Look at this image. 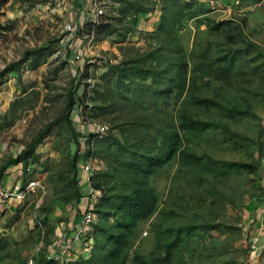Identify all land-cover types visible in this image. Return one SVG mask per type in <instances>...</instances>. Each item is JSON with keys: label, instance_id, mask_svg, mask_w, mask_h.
Listing matches in <instances>:
<instances>
[{"label": "trees", "instance_id": "trees-1", "mask_svg": "<svg viewBox=\"0 0 264 264\" xmlns=\"http://www.w3.org/2000/svg\"><path fill=\"white\" fill-rule=\"evenodd\" d=\"M8 1L0 0V8ZM113 2L119 5L114 13L78 25L79 31L96 41L117 33L124 40L141 15L157 10V25L148 33L152 45L129 55L120 46L121 59L106 65L91 95L85 87L78 94L88 85L86 65L65 94L60 114L2 166L39 162L37 147L64 124V134L57 131L52 144L60 161L45 168L50 199L37 208L47 229L43 239L39 230L37 240L48 245L54 219H63L53 203L76 206L84 197L77 163L92 157L97 168L91 184L101 195L86 236L91 248L70 264H241L247 253L240 244L241 215L232 220L228 210L264 200V46L245 32L246 16L217 19L206 0ZM189 21L198 34L186 43L180 34ZM22 61L7 64L0 80ZM21 103L13 102L11 110ZM75 107L82 119L89 114L109 122L104 139L86 133L84 156L81 133L70 118ZM13 122L1 116L0 131ZM160 176L170 181L164 198L154 184ZM144 231L153 240L147 253L137 247ZM238 241L236 256L223 259ZM7 245L0 232V252ZM52 263L44 253L34 256L33 264Z\"/></svg>", "mask_w": 264, "mask_h": 264}, {"label": "rangeland", "instance_id": "rangeland-1", "mask_svg": "<svg viewBox=\"0 0 264 264\" xmlns=\"http://www.w3.org/2000/svg\"><path fill=\"white\" fill-rule=\"evenodd\" d=\"M82 1L85 0H9L0 8V25L3 27L0 28V71L9 63L23 60L16 71L17 76L14 80L16 83H21L22 88L19 94L17 92L11 94L8 90V83L13 81V76L6 74L0 80V92L5 97L3 99L5 101L4 108L0 107V117L6 114L8 118L14 120L13 124L3 131V135L10 145H15V148L24 147L39 131L44 129L47 123L60 114L64 106L65 94L76 82V73L84 72L87 68L86 65H89L88 72L92 81L98 83L100 82L99 78L108 68L106 63L100 61L101 58H110L114 64L122 57L123 52L120 50V46L124 49L125 54L129 55L137 49L140 51L149 49L152 45L148 38V33L151 30L145 29L144 25L150 23L152 17L155 16V11L141 15L136 25V31L127 34L124 40L117 33L97 41L94 40L92 45H87V34L80 32L79 27L74 25L79 43L84 41L86 49L82 50L81 59L76 60L74 55L80 53L75 49L76 41L73 51L71 50V57L64 40H62L65 33L64 26L71 22L69 17L76 10L75 4L80 5ZM113 1L101 0L102 3L108 5L106 12L114 13L112 10L116 11L119 8V5ZM205 3L212 9L211 15L217 19L246 16L245 32L255 42L264 46V0H239V3H235L234 0H230V2L206 0ZM83 5L84 3L81 6ZM111 7L113 9H110ZM201 29H204V26ZM197 34L194 21H189L180 35L187 43L192 42ZM198 36L200 41H206L205 34ZM83 84L84 82H82ZM83 87L85 90L89 89L87 86H82L78 90L81 92ZM91 93L90 89L89 94L91 95ZM15 101H22V103L14 106V111H12L11 104ZM74 117L70 112V118L73 120ZM92 117L90 118L89 114H84L83 120L88 123V120L104 121L109 125L107 120H103L104 116ZM57 131L64 134L63 123L53 128L52 132L44 137L39 151L41 148L44 149L45 144H50L49 142L52 141ZM44 152L41 154L44 155ZM80 152L84 156L85 145ZM38 167L40 166L37 165L33 170L39 171ZM169 183V179L165 176L154 180L161 198L167 195ZM49 199L50 191L46 187L43 195L42 193L40 195L29 194L24 201L14 204L16 208L13 212H10L8 208L0 207V232L8 240L6 249L0 252V264H15L19 259L28 260L41 253L45 255L46 245L42 240H37V237L40 230V238L43 239V230H46L47 226L41 224L39 219L42 214L36 204L39 201L44 205ZM247 204L244 210H231L230 208L228 210L232 220L237 214L241 215V219L236 221L238 226L244 223L242 214L249 209ZM61 216L62 214L57 217ZM57 219L56 221L54 219V224ZM142 228H146V224H143ZM212 233L218 234L216 230ZM152 244V236L143 233L137 247L143 253H147ZM238 245H240L239 241L233 243L232 252L229 255L224 254L223 259L235 257L239 251H237ZM259 258V264H264V255Z\"/></svg>", "mask_w": 264, "mask_h": 264}, {"label": "crops", "instance_id": "crops-1", "mask_svg": "<svg viewBox=\"0 0 264 264\" xmlns=\"http://www.w3.org/2000/svg\"><path fill=\"white\" fill-rule=\"evenodd\" d=\"M81 4L79 5L78 3L75 4V12H72L70 14L69 20L74 23V25H76L78 27V25L80 26L82 23H84V19L87 17V9H90L89 7V1L85 0L80 2ZM84 3L83 6H81ZM155 16H153L152 20L150 21V23L147 25H144L145 29H150L153 30L154 26L157 24V20H158V16H159V12L156 10L155 12ZM152 16V15H151ZM142 22L140 23V27H141ZM143 27V25H142ZM75 49L76 51L82 52L83 49H86V46L84 44V41L79 43V39H77L76 45H75ZM73 51V50H72ZM70 52V56H71V52ZM72 57V56H71ZM8 74H10L11 76H13L12 80H15V77L17 76L16 71H10ZM9 82L8 83V90L12 93L17 92L18 94L21 92V83H16L14 82ZM23 84V83H22ZM24 90V89H23ZM8 91V92H9ZM25 91V90H24ZM23 91V92H24ZM80 90H78V94H80ZM3 94V93H2ZM0 92V107L4 108L5 105V101H3V99L5 97H3V95ZM7 98V97H6ZM71 113L75 116L74 117V121L73 124L76 128L77 131H79L81 133V136L78 137L79 142H80V151L82 149V147H84L85 145V141H86V133H88L89 131V125L88 122H85L82 117L80 116V113L78 112V110H76V107L74 109H72ZM7 129V128H5ZM5 129H2L0 131V170H1V178H0V186H3L5 188H9L12 187L15 184H24L26 182V175L24 174V170L26 167L23 166L22 162L19 163H13V164H8L6 165L4 168H2V166L4 164H6V161L9 158H15L17 156V154L20 153V151L23 149V147L21 148H15L14 144H9L6 141V138L4 137V133L3 131ZM89 134V133H88ZM54 139V137H53ZM53 139L52 141H50L48 145L45 144L44 149L41 148V151H45L44 155L41 154L42 152L39 151V145L36 149L37 153L40 154L39 157V162L34 163V164H30L28 166H30L32 168V175L36 176L40 182L45 186V191H46V187L47 190L50 191L49 189V185H48V181H47V175L48 173H50L49 171H46L45 168H47L46 166H50L51 164H56L58 161H60V153L57 150H54L52 147L53 144ZM86 148V146H85ZM69 149L71 152H74L75 150V144L74 142H71L69 144ZM41 152V153H40ZM83 159V158H82ZM92 164L95 166L96 162H92ZM32 165V166H31ZM37 165H39V171H34L33 168L37 167ZM27 166V167H28ZM77 167H78V163H77ZM79 175V184L81 185V190L82 193L85 194L86 190L88 189V183L85 182V174L82 173H78ZM263 182H264V175H263ZM41 192H37L35 195H40ZM263 201V202H262ZM256 202V203H252L250 202L248 205L249 209L246 210V212H244L242 214V218H243V227H247V229L256 232L259 231L260 232V245L262 247L261 249V254L260 257L262 255H264V200ZM3 202V203H2ZM20 202L15 201V200H10V201H2L0 199V207L1 208H8V210L10 212H13L14 209L16 208L14 206V204H18ZM247 203V202H246ZM85 205H86V200L84 197H82V199L80 200V202L76 205V206H72L71 204H66L63 205L60 202H55L52 204V209L55 211V215H61V217H63L62 220L56 222L54 224V235L52 237L51 242L46 245V251H45V257L50 259L51 257H53L54 255H56L58 248L62 242V238L64 233L67 234L68 232L72 231L76 222H78V220L81 218L83 211L85 209ZM251 206V207H250ZM246 209V208H245ZM253 228L256 229V231L252 230ZM252 232V233H253ZM247 239L248 237L245 236L243 237L242 241L240 242V244L242 246H246L247 245ZM91 248V241L90 240H86V242L84 243H79L77 245V252L75 255V259L83 256V257H87L89 255V251ZM74 259V260H75ZM260 260V258H259Z\"/></svg>", "mask_w": 264, "mask_h": 264}, {"label": "built area", "instance_id": "built-area-1", "mask_svg": "<svg viewBox=\"0 0 264 264\" xmlns=\"http://www.w3.org/2000/svg\"><path fill=\"white\" fill-rule=\"evenodd\" d=\"M89 1V7L90 9H87V17L84 19V23L81 25L83 26L87 22H93L97 21L98 18L106 13V8L108 5L106 3H102L101 0H88ZM158 3L159 0H152ZM235 3H239V0H234ZM263 1V0H262ZM214 9V7H212ZM74 24L67 23L64 26L65 33L63 35L62 40L65 42L66 48L71 51L74 48V44L78 39L77 30L74 28ZM86 44L92 45L94 41V35H86ZM82 52L76 53L74 55V58L76 60L81 59ZM100 61L106 63V64H112L113 60L110 58H101ZM82 62H84V59H82ZM80 71L76 73V76L78 77L80 75ZM92 77L89 74V76L84 80L86 83H88L87 90H89L94 87V81H92ZM89 123V134H92L93 137L97 139H104L109 135V125L96 121V120H88ZM96 162V160L92 157H89L88 159H80L78 161V169L79 172L82 174H85V179L88 183V189L86 190V193L84 194V198L86 200L85 209L83 211V214L81 218L76 222L74 228L72 231L68 232L67 234L64 233L62 242L58 248V251L56 255L51 257L50 259L53 261L52 264H70L75 259V255L77 252V245L79 243L86 242L87 234L91 232V226L93 221L95 220V213H94V207L96 201L99 199L101 195V191L91 184V177L94 174L95 169L97 168V162L94 166L92 162ZM262 162L264 163V155L262 156ZM24 174L26 175V182L24 184H15L12 187L5 188L3 186H0V199L2 201H10L15 200L18 202H22L25 200L26 196L29 194H36L37 192H41L42 195L45 193V186L40 182V180L32 175V168L30 166L26 167L24 170ZM40 202H37V206H39ZM264 209V206H263ZM243 229V237L247 236V253L243 256L244 258L241 260V264H259V257L261 254V245H260V232L256 231L255 228L252 230L256 231L253 232L247 227H243L244 225H240ZM253 232V233H252ZM144 234H146L144 232ZM264 248V245H263ZM34 263V256L30 257L27 260V264H33Z\"/></svg>", "mask_w": 264, "mask_h": 264}, {"label": "bare ground", "instance_id": "bare-ground-1", "mask_svg": "<svg viewBox=\"0 0 264 264\" xmlns=\"http://www.w3.org/2000/svg\"><path fill=\"white\" fill-rule=\"evenodd\" d=\"M36 207H38L37 204H36Z\"/></svg>", "mask_w": 264, "mask_h": 264}, {"label": "clouds", "instance_id": "clouds-1", "mask_svg": "<svg viewBox=\"0 0 264 264\" xmlns=\"http://www.w3.org/2000/svg\"><path fill=\"white\" fill-rule=\"evenodd\" d=\"M146 233V231H144Z\"/></svg>", "mask_w": 264, "mask_h": 264}]
</instances>
